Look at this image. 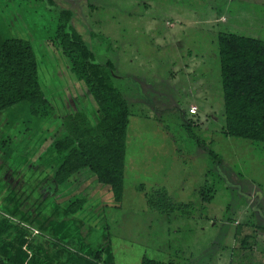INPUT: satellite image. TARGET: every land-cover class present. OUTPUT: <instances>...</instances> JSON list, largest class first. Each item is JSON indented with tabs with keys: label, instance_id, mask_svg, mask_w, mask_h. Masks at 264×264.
I'll return each instance as SVG.
<instances>
[{
	"label": "rangeland",
	"instance_id": "rangeland-1",
	"mask_svg": "<svg viewBox=\"0 0 264 264\" xmlns=\"http://www.w3.org/2000/svg\"><path fill=\"white\" fill-rule=\"evenodd\" d=\"M55 1L72 11L73 26L97 60L113 62L114 79L131 107L120 206L102 184L99 199L56 230L76 236L75 246L86 254L102 249L109 264H140L144 257L166 264H264V142L224 134L218 44L220 32L264 40V0ZM0 3L7 5L0 6V19L11 18L14 32L32 39L53 106L12 157L19 166L15 175L22 174L17 179L27 178L18 189L27 193L26 206L39 200L40 218L31 224L39 225L56 205L45 198V187L53 144L65 133L60 115L81 109L96 124L97 106L61 48L34 38L21 18L24 5ZM5 170L0 210L18 220L19 213L2 203ZM158 187L192 206L169 214L151 209L146 193ZM51 218L47 231L64 216Z\"/></svg>",
	"mask_w": 264,
	"mask_h": 264
},
{
	"label": "trees",
	"instance_id": "trees-1",
	"mask_svg": "<svg viewBox=\"0 0 264 264\" xmlns=\"http://www.w3.org/2000/svg\"><path fill=\"white\" fill-rule=\"evenodd\" d=\"M13 1L24 5L21 18L29 29L32 26L35 39L61 48L71 73L95 102L98 116L96 124H92L81 109L61 113L65 133L53 144L54 164L46 179L49 186L45 187V198L52 197L57 206L41 224L31 225L40 218L39 200L26 206L27 193L18 189L23 188L27 178L23 175V180L17 179L22 174L15 175L19 166H14L12 157L17 144L38 132L44 113L53 106L40 80V64L32 39L14 32L16 23L11 18L0 19V173L6 169L8 184L3 197L6 202L2 203L20 216L15 220L0 210V264H109L111 259H103L102 249L86 254L75 246L76 236L56 229L67 218L73 222L86 204L99 196L102 184L111 192L115 205L120 206L130 104L116 84L113 62L97 60L73 26L71 10L60 8L55 0ZM5 4L0 6L6 7ZM218 44L226 114L224 134L264 142V40L220 32ZM144 187L141 184L139 189ZM204 195L205 201L212 200V196ZM146 200L151 209L166 214L192 206L173 200L165 187L147 192ZM58 213L64 218L47 231L46 221ZM140 264L166 262L144 257Z\"/></svg>",
	"mask_w": 264,
	"mask_h": 264
},
{
	"label": "built area",
	"instance_id": "built-area-1",
	"mask_svg": "<svg viewBox=\"0 0 264 264\" xmlns=\"http://www.w3.org/2000/svg\"><path fill=\"white\" fill-rule=\"evenodd\" d=\"M189 111L191 114H196L198 112V108L196 106H191ZM35 232H37V230H35Z\"/></svg>",
	"mask_w": 264,
	"mask_h": 264
}]
</instances>
